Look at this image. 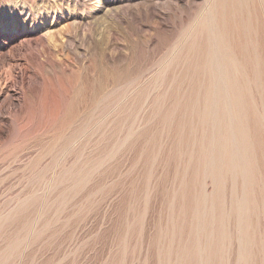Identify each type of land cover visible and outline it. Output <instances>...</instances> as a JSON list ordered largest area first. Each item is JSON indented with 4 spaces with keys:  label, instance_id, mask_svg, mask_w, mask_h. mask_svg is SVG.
<instances>
[{
    "label": "rangeland",
    "instance_id": "rangeland-1",
    "mask_svg": "<svg viewBox=\"0 0 264 264\" xmlns=\"http://www.w3.org/2000/svg\"><path fill=\"white\" fill-rule=\"evenodd\" d=\"M213 1L0 0V216L37 199L27 229L0 234V252L20 238L4 264H188V201L213 185L153 111Z\"/></svg>",
    "mask_w": 264,
    "mask_h": 264
},
{
    "label": "bare ground",
    "instance_id": "bare-ground-1",
    "mask_svg": "<svg viewBox=\"0 0 264 264\" xmlns=\"http://www.w3.org/2000/svg\"><path fill=\"white\" fill-rule=\"evenodd\" d=\"M192 33L176 60L181 73L168 75L172 103L165 106L167 96L159 95L153 111L173 134L179 157L187 154L194 183L213 185L188 201L194 238L181 255L188 264H227L225 254L237 244L235 264H264V99L259 106L254 92L264 98V0H215ZM1 92L14 95L7 86ZM1 109L0 126L8 123ZM70 173L73 186L87 175ZM36 201L28 196L0 216V234L27 229ZM19 242L17 236L8 241L0 264Z\"/></svg>",
    "mask_w": 264,
    "mask_h": 264
}]
</instances>
